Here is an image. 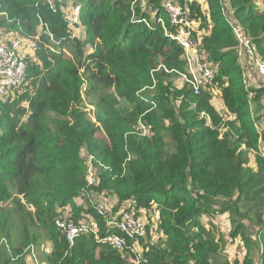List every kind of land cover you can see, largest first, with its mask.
Returning <instances> with one entry per match:
<instances>
[{
    "label": "trees",
    "instance_id": "16d2710c",
    "mask_svg": "<svg viewBox=\"0 0 264 264\" xmlns=\"http://www.w3.org/2000/svg\"><path fill=\"white\" fill-rule=\"evenodd\" d=\"M223 1L226 7L220 0L171 2L191 22L183 26L191 47L216 71L194 95L182 81L175 85L184 50L164 33L177 34L178 26L166 0L138 1L137 17L150 27L131 21L130 0H82L74 29L83 36L73 35L59 0H0L2 43L19 27L38 37L25 84L0 102V264H27L25 250L40 227L48 231V264H264V83L245 81L222 10L264 63V0ZM85 101L95 106L94 119ZM141 116L148 136L137 134ZM90 155L109 166L91 186ZM99 195L113 200V211L129 203L127 211L155 215L139 240V259L93 234L70 245L55 226L62 218L87 220L101 238L114 233L90 207ZM79 197L89 206L76 205ZM224 215L229 238L240 237L245 250L233 260L217 235L215 219Z\"/></svg>",
    "mask_w": 264,
    "mask_h": 264
},
{
    "label": "bare ground",
    "instance_id": "6f19581e",
    "mask_svg": "<svg viewBox=\"0 0 264 264\" xmlns=\"http://www.w3.org/2000/svg\"><path fill=\"white\" fill-rule=\"evenodd\" d=\"M59 1L61 2V3L59 2L60 3V7H62V9H60L61 15H62L63 19L66 21V23L68 24V27H70L73 35H76L74 33V25L79 22V11H80V8H81L82 0H59ZM138 1L139 0H130V5H131V9H132L131 21L133 23L142 22V23H145L146 26L150 27V24H149L150 22L146 18L137 17L138 15L136 14V9H137V6H138ZM188 1H190V0H188ZM140 3H141V6H143L145 4V0H140ZM220 3H221V5L225 6V3H224L223 0H220ZM168 4L170 6H172V7H174L175 9H178V10L181 11V14L179 15V17L184 14L183 8H181L178 5L171 4V2H169V3L167 2L165 4V7L167 9H168ZM222 10H223V15L225 16V19L228 22V25L230 26V28L232 29V31L234 33V36H235V39H236L237 45H238L237 49L240 48L242 50V52L245 54L248 62L252 64L251 66L254 68L256 74L259 75L261 78H264V73H261L259 71V65L264 67V63L261 61V59L259 58V55L254 50L253 45L250 43V41H249L248 37L246 36L245 32L241 28L236 26L226 16V11H225L224 8ZM168 11H169V9H168ZM3 14H4L3 12H0V15H3ZM170 18H171V14H170ZM158 21L163 26L162 20L158 19ZM171 21H172V18H171ZM18 32H19L18 35L14 36V37H10L8 39L7 43H2L0 41V48L5 49L7 47H10L11 43L13 41H15L19 37H22V36H25V35L35 36L36 37L35 38V42H36V45H37V39H38L37 35H31V34L25 33V32L22 31V29L20 27L18 28ZM164 33H165L166 36H168L170 39L176 41L182 47L180 42L177 39L174 38V36H176V34L170 33L168 31H166L165 29H164ZM190 49L191 50L193 49V50L196 51V54L199 57L201 62H204V63L208 64L211 68L214 69L213 78L210 81H203L202 83H200L198 85V91H196L195 88H194V85L192 83L193 75H192V73L190 71L188 58L186 57V50L183 48V50H184L183 58H184V61H185V71L178 73L179 77L181 78V81L188 87V89H190V91L194 95H200L202 88L204 86H206L208 83H210L211 81H213V79L215 78L216 71H215V68L210 63H208L206 60L203 59V56L201 55L199 48H192L190 46ZM34 51L35 50L31 51L28 54V56L25 58L26 63H28V61L33 57ZM164 70L168 72V70H166V69H164ZM26 77H27V74H26ZM25 82H26V78H25V81L20 86L6 89L3 94H0V102L5 100V98L9 95L10 91L23 86L25 84ZM0 115H1V111H0ZM142 118L143 117L141 116L138 119V122H137V134L139 136H148L149 133H150V127L147 125V123H145L143 121ZM95 159L96 158L93 157V155H90V156L87 157V173H88L87 183H88L89 186L95 184L94 175H92L91 170L89 169V166L91 164H94V162H96V163L98 162ZM74 202H75V200H74ZM90 204H91L90 207L93 208V209H95V207L98 206V205L104 206L103 200L100 201L98 198L96 199L93 196L90 197ZM127 212H128L129 222H132V226H131L132 229L131 230H129V231H119V230H117L116 227H115V217L113 215L109 214L108 211L105 210L100 215L105 217V223L110 225L111 229H113V231H115V232L112 233V234L106 235L104 238L100 237V234H99L98 230L90 232L89 234H93L94 238L98 242L103 241V242L107 243V245H109L110 247H113V248H116V249L130 248L131 250H133V251H135L137 253V255H136L137 259H139L140 258V253H141V247H140L139 240L141 238H145L146 235H147V231H148V230L141 231V229H139V227H138V219L140 217H142V215H144V214L143 213H138L137 214L133 210L132 211L129 210ZM69 221L75 222L73 219H64V220L58 221L57 223L58 224L62 223V222L68 223ZM151 222H152L153 227H154L155 224H156L155 215L152 216ZM57 226H58V228H60L61 233L66 237V239L69 242V244L72 245L74 241L70 242L68 240L66 234L62 231L61 227L59 225H57ZM77 237H79V235H77L74 238V240ZM111 237L119 238L120 245L110 244L109 243V238H111Z\"/></svg>",
    "mask_w": 264,
    "mask_h": 264
},
{
    "label": "built area",
    "instance_id": "2783aa9c",
    "mask_svg": "<svg viewBox=\"0 0 264 264\" xmlns=\"http://www.w3.org/2000/svg\"><path fill=\"white\" fill-rule=\"evenodd\" d=\"M173 1L174 0H166L168 3ZM168 9L170 11L172 21L178 25L177 34L174 36V38L177 39L182 47L186 50V57L188 58L190 71L193 75L192 83L195 90L198 91V85L200 83L203 81H210L213 78L214 69L208 64L201 62L196 54V51L190 49L192 43L189 40V31L184 29L183 26L185 25L189 27L191 22L186 17L184 18L185 20L179 18L181 11L175 9L169 4ZM166 31H168L167 27ZM35 38V36L25 35L13 41L10 47L5 49L0 48V94H3L8 88L20 86L25 81L27 74V63L25 58L31 51L37 48ZM259 71L264 73V67L259 65ZM101 168H106V166L101 162H97L89 166L92 175H95L97 170ZM128 204L129 203H126L125 205ZM105 210L114 215L115 227L117 230L129 231L132 229V222H129L127 211L123 212L122 209L118 210V212L113 211L111 210L110 206L107 205L105 200L104 206L98 205L95 207V209H93V211L98 216H100V214ZM150 215L151 213L146 211V213H144V215L138 219V227L141 229V231L151 229ZM57 225L61 227L62 231L66 234L70 242H73L77 235H87L90 232L97 230L95 224L88 222L87 220L75 222L69 221L68 223L62 222L59 224L55 221V226L57 227ZM109 243L113 245H120L119 238L117 237L109 238Z\"/></svg>",
    "mask_w": 264,
    "mask_h": 264
},
{
    "label": "rangeland",
    "instance_id": "374dc122",
    "mask_svg": "<svg viewBox=\"0 0 264 264\" xmlns=\"http://www.w3.org/2000/svg\"><path fill=\"white\" fill-rule=\"evenodd\" d=\"M45 1H47V2L50 1L51 3H53V0H45ZM197 1L202 2L203 0H197ZM60 9H62V7H60ZM150 19H152V16ZM81 32H83L82 29H80L78 31H76L74 29V33L76 35L83 36V33H81ZM237 55L242 60V63L247 70V71L245 70V73H244L245 81L251 85H253V84L259 85L261 82L264 83V78H261L259 75H257L255 70L252 67L247 68V65H245V63L247 62V58L240 48H238V50H237ZM246 74L248 76H250L249 79L246 77ZM181 83H182L181 79L178 77L175 85L177 84V87H180ZM86 90H87V88L85 87L83 93H85ZM209 91L212 94V101L214 103V107L223 116H225L226 111H225L224 106L221 103V100L218 97V93L216 91H214L213 89H209ZM83 109L88 114V117H90L91 119H94V116H93V111L95 110L94 105L89 104L88 101H85V105L83 106ZM150 134H151V131H150L149 135ZM94 177H95V175H94ZM99 196H101L100 198L103 200V195H99ZM86 201H87L86 199L84 200L82 197H79L78 199H75V204L88 207L89 204H88V202L86 203ZM103 202H104V200H103ZM109 203H110V201L108 202V204ZM26 206L29 210H31L28 205H26ZM126 206L127 205L122 206L123 212L127 211V209L125 208ZM130 211H132V210H130ZM153 215L154 214L150 215V219L152 218ZM64 219H66V218L57 219L56 222H58L60 220H64ZM215 220H216L215 224L217 225V235L221 234L226 239L225 253H226L227 257L229 258V260H233V259L237 258L238 256L242 257L245 253V250H244V248L241 247L240 237H238L235 240L229 238L230 231H231V225H230V222L228 221V218L225 215L221 216V217L217 216ZM244 222L246 223V225H248V223L246 221H244ZM151 228H153L152 222H151ZM248 230L250 233H252V238L254 239L256 236L255 229L248 226ZM37 235H38L37 243L34 245H31L30 247H28L25 250L26 262H27V264H48L46 256H47V253L49 252V250L51 248L50 242H49L48 231L44 227H40L39 230L37 231ZM252 249L255 252V256H256V251H257L256 245H253ZM258 261L256 262V264H260Z\"/></svg>",
    "mask_w": 264,
    "mask_h": 264
},
{
    "label": "clouds",
    "instance_id": "9594fccd",
    "mask_svg": "<svg viewBox=\"0 0 264 264\" xmlns=\"http://www.w3.org/2000/svg\"><path fill=\"white\" fill-rule=\"evenodd\" d=\"M99 162H101L103 165H105L102 161H99ZM106 166V168L105 169H103V168H101V169H99V170H97V172L99 173L101 170L103 171H105V170H107L108 168H109V166H107V165H105ZM110 201V203L108 204V202H107V205L108 206H110L111 205V203L113 202V200L112 199H110L109 200ZM115 204V203H114ZM85 207V206H84ZM86 208V207H85ZM147 212L148 213H151V210H147ZM135 262V261H134Z\"/></svg>",
    "mask_w": 264,
    "mask_h": 264
},
{
    "label": "crops",
    "instance_id": "0c3cea01",
    "mask_svg": "<svg viewBox=\"0 0 264 264\" xmlns=\"http://www.w3.org/2000/svg\"><path fill=\"white\" fill-rule=\"evenodd\" d=\"M239 60H240L241 64H243V63H242V60H241L240 58H239ZM245 65H247V68H248V67H252V66H251L252 64L249 63L248 60H247V62L245 63ZM252 68H253V67H252ZM253 69H254V68H253ZM246 71H247V70H246ZM246 77L249 79L250 76H248V75L246 74Z\"/></svg>",
    "mask_w": 264,
    "mask_h": 264
},
{
    "label": "water",
    "instance_id": "95a60500",
    "mask_svg": "<svg viewBox=\"0 0 264 264\" xmlns=\"http://www.w3.org/2000/svg\"><path fill=\"white\" fill-rule=\"evenodd\" d=\"M134 261H135V259H134Z\"/></svg>",
    "mask_w": 264,
    "mask_h": 264
}]
</instances>
